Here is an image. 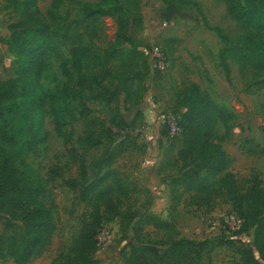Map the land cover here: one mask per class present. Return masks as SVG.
Segmentation results:
<instances>
[{
	"label": "rangeland",
	"instance_id": "obj_1",
	"mask_svg": "<svg viewBox=\"0 0 264 264\" xmlns=\"http://www.w3.org/2000/svg\"><path fill=\"white\" fill-rule=\"evenodd\" d=\"M97 0H36L41 18L61 36L81 33V41L101 51L114 40L117 25L104 16L97 22L81 21L83 3ZM187 17L169 22L162 20L165 7L161 0H139L141 23L134 27L139 57L150 70L143 84L140 114L127 122L132 107L125 102L124 78L121 65L131 64V52L123 45L122 52L112 62L117 77L114 85L120 95L117 102L87 100L89 118L73 123L74 138L91 128L102 131L103 143L84 153L74 143L75 155L56 130L50 111L45 118L46 139L22 158L20 168L28 174L32 187L41 189L44 201L51 207L54 232L50 243L24 264H61L62 256L72 247L81 226L91 222L86 205L63 182L79 176L78 160L86 157L89 180L102 168L110 176L107 184L113 187L118 199L116 212L105 214L107 222L99 233V249L92 264H122L132 247L136 251L148 245L162 256L172 239L186 237L195 241L208 240L199 256L191 254L181 264H242L237 248L250 247L253 228L229 230L224 222L230 212L240 215L237 198L251 185L264 188V71L254 67L241 68L228 61L226 77L218 53L223 47L219 32L232 43L243 39V32L223 0H195L186 3L175 0ZM24 0H0V81L15 77L16 56L8 51L6 40L11 24L26 18ZM30 23L31 20L29 19ZM76 38L55 41L56 50L47 58L49 68L39 82L50 92L61 88L66 81L59 69L61 60L68 58V44ZM158 49L165 56L166 66L152 67L151 52ZM196 83L206 91L221 109L213 131L215 142L225 154L223 174H231L229 185L219 181V175L209 177L211 202L198 204L193 188L174 181L194 178L192 157L185 154L184 134L171 136L168 120L180 117L184 87ZM74 86L69 81V87ZM76 100L70 106L76 114ZM109 129L111 132L107 131ZM201 176H206L205 171ZM7 202V200H5ZM9 215V206H0V237L18 236L17 224ZM229 242V245L219 246ZM211 249V250H210ZM210 250V251H209ZM192 258L191 261H188ZM160 257L149 262L159 264ZM0 264H17L10 258H0Z\"/></svg>",
	"mask_w": 264,
	"mask_h": 264
},
{
	"label": "trees",
	"instance_id": "obj_2",
	"mask_svg": "<svg viewBox=\"0 0 264 264\" xmlns=\"http://www.w3.org/2000/svg\"><path fill=\"white\" fill-rule=\"evenodd\" d=\"M161 1L165 5L161 18L166 22L190 15L182 12L175 0ZM181 1L195 3V0ZM223 1L243 32L242 41L236 43L219 32L223 47L218 56L226 77L230 76L228 61L241 68L264 71V0ZM138 5L139 0H97L82 4L81 21L93 23L107 16L117 25L115 40L107 48L96 51L81 41V33L67 36L65 32L59 36L41 18L36 0H24L26 18L11 24V34L5 42L8 51L16 56L17 71L10 80L0 81V206L8 205L10 217L20 223L16 226L18 236L0 237V258H10L17 264L28 262L50 243L55 229L51 207L45 203L41 189L32 187L27 172L19 167L22 158L45 141L48 112L72 157L76 153L74 143L84 153L103 143V132L93 130L91 124L75 139L73 123L89 118L87 100L107 104L118 101L120 92L114 85L117 75L124 78L125 102L133 109L127 122L133 123L138 118L142 92L146 90L143 82L150 70L147 61L139 57V45L133 37L134 27L141 23ZM60 37L76 40L68 44V58L61 60L59 65L66 81L61 88L50 92L39 80L48 71L47 58L56 50L55 41ZM123 45L128 46L132 63L121 65L122 74L116 75L111 65L120 56ZM71 80L72 88L69 87ZM70 99L77 101L76 114ZM181 103L185 111L174 118L180 134H184L185 154L192 157L195 176L177 179L174 184L193 188L197 203L207 204L211 202L210 194L216 191L209 182L210 176L220 174L219 181L225 185L233 179L231 174L222 175L225 154L213 137L217 120H226L208 93L194 82L184 87ZM167 131L169 133L168 126ZM86 162V157L80 158L79 176L63 182L73 190L77 200L86 205L87 216L92 221L81 226L74 246L62 256L61 264H92V256L99 249V232L108 219L102 217L116 212L118 207L113 187L107 184L109 172L102 173L100 167L89 180ZM202 171L206 176H201ZM237 201L240 215L234 213L240 223L236 230L251 227L254 231L250 247H238L237 253L242 257V264H264V188L251 185ZM208 243V240L195 241L186 237L172 239L162 256L152 246H141L138 252L132 247L122 264H149L157 257H160L159 264H181L191 254L199 256ZM229 244L223 242L219 246Z\"/></svg>",
	"mask_w": 264,
	"mask_h": 264
},
{
	"label": "built area",
	"instance_id": "obj_3",
	"mask_svg": "<svg viewBox=\"0 0 264 264\" xmlns=\"http://www.w3.org/2000/svg\"><path fill=\"white\" fill-rule=\"evenodd\" d=\"M152 67L162 70L166 66L165 56L160 50L153 49L151 52ZM167 126L169 128V134L176 136L180 134V127L178 126L175 118L168 120ZM225 225L229 230H236L239 227L240 220L234 212H230L224 219ZM100 233V232H99ZM99 239V236H98ZM100 245V242H99Z\"/></svg>",
	"mask_w": 264,
	"mask_h": 264
}]
</instances>
